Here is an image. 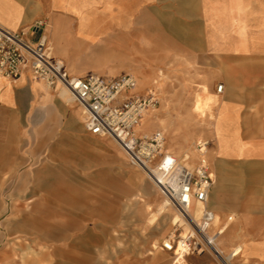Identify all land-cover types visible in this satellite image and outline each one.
Returning <instances> with one entry per match:
<instances>
[{
  "label": "rangeland",
  "instance_id": "374dc122",
  "mask_svg": "<svg viewBox=\"0 0 264 264\" xmlns=\"http://www.w3.org/2000/svg\"><path fill=\"white\" fill-rule=\"evenodd\" d=\"M49 40L53 54L64 59L78 76L99 73L114 79L125 74L141 77L139 73L147 71L150 80L138 90L153 93L157 99L155 108L147 110L153 112L147 134L164 131L166 147L172 153L170 144L174 140L183 142L191 131L195 132L194 141L212 139L214 107L200 115L193 112L192 106L198 94L216 96L219 83L208 80L209 72L214 71L196 68L188 55L167 53L150 58L116 53L112 52L116 43L110 38H77L58 44L50 37ZM155 80L164 83L163 91L153 87ZM61 89L53 92L60 96ZM66 104L70 110L79 107L74 101ZM66 119L51 116L43 124L23 126L21 140L15 144L23 162L0 170L11 177L17 169L23 178L0 181L4 206L0 229L5 232L0 243V264H173L175 255L162 250L161 245L177 229L170 225L176 210L169 207L150 224L151 213L140 210L136 195L146 198L151 194L160 198L159 202L163 196L145 171L130 164L113 138L92 135L85 124L82 128L76 123L79 132L72 127L69 137L59 134ZM84 130L96 140V147L84 148L80 138ZM111 140L114 147L109 145ZM124 168L136 170L143 177L130 183ZM52 177L54 180L48 181ZM37 182H48L52 193H46L45 187L36 190ZM63 186L68 192L65 195L60 193ZM243 262L247 260L236 261ZM188 263L220 264L209 251L190 255L185 261Z\"/></svg>",
  "mask_w": 264,
  "mask_h": 264
},
{
  "label": "crops",
  "instance_id": "0c3cea01",
  "mask_svg": "<svg viewBox=\"0 0 264 264\" xmlns=\"http://www.w3.org/2000/svg\"><path fill=\"white\" fill-rule=\"evenodd\" d=\"M42 18L57 44L110 38L112 52L188 55L196 68L214 71L208 80L223 90L216 93L208 207L226 224L217 244L256 247L262 254L247 261L264 264V0H0V23L10 29ZM53 91L30 73L14 81L0 76V170L23 162L15 146L23 126L62 116L59 134L78 133L76 123L83 128L77 109ZM80 138L84 148L96 147L85 130ZM10 176L0 173V181L23 179L17 169Z\"/></svg>",
  "mask_w": 264,
  "mask_h": 264
},
{
  "label": "built area",
  "instance_id": "2783aa9c",
  "mask_svg": "<svg viewBox=\"0 0 264 264\" xmlns=\"http://www.w3.org/2000/svg\"><path fill=\"white\" fill-rule=\"evenodd\" d=\"M48 24L42 18L13 30L0 23V76L14 81L30 73L32 79L44 81L55 90L68 88L74 102L83 109L86 130L92 135L113 138L130 164L145 171L168 206L180 213L190 229L183 236L177 228L161 245L162 250L174 252L173 264L207 251L217 259L222 257L217 241L226 224L208 207L214 185L209 163L212 141L198 140L196 163H183L167 149L164 131L146 134L138 130L143 115L156 106L155 94L141 93L132 74L114 79L99 73L73 74L64 59L53 54L45 31ZM217 90L222 92L223 85H218ZM197 206L201 208L196 214Z\"/></svg>",
  "mask_w": 264,
  "mask_h": 264
},
{
  "label": "bare ground",
  "instance_id": "6f19581e",
  "mask_svg": "<svg viewBox=\"0 0 264 264\" xmlns=\"http://www.w3.org/2000/svg\"><path fill=\"white\" fill-rule=\"evenodd\" d=\"M142 70H144V68L142 67ZM139 74H141V77L139 75L134 74V76L137 79L138 82V87H143L145 85V81L150 80V74L147 71H141ZM153 87H155L157 90H164V83L163 82H159L158 80H155L153 83ZM206 91V88H205ZM60 97L63 98L66 102H73L74 98L71 94V91L66 88L63 87L59 93ZM219 104V96L218 94H216V96L213 95H207V94H198L196 97V100L192 106V110L193 112L200 114V115H204V112L209 110L210 108L214 107V120H213V126L216 120V108ZM77 113L79 115V117H81L82 119L85 118L84 116V112L83 109L81 107L77 108ZM153 112H146V114L144 115L143 119H142V123L140 124V126L138 127V130L146 133L148 129H150L151 125H152V116ZM194 133L193 131L190 132V134H188L185 138V140L183 142L178 141V140H174V144H170L169 149L172 150L174 153H176V155L186 164H194L196 163L197 159H198V152L196 149V143L197 141H194ZM111 146L114 147V144L112 143V140L110 141ZM116 145V144H115ZM178 148V150H176ZM119 151V154H122V151L120 149H117ZM120 157V156H119ZM128 176V180L130 181V183H135L138 182L139 178L143 177V175L139 172H137L136 170H132V169H125ZM54 180V178H49L48 181H52ZM37 186V189L35 188ZM46 188V193H52V189L50 188L48 182L45 183H39L37 182L34 186V188L36 190L38 189H43ZM35 191V190H34ZM60 193H62L63 195H65L64 193H68L66 188L63 186ZM135 200H139L140 203V210L143 211L144 213H151L148 222L150 224L154 223L160 215L165 214L168 212L169 210V206L168 203L163 199L160 201V198L158 200V198L154 196H148L146 198H144L142 195H136V199ZM52 202L53 198H52ZM159 202V205H158ZM157 206V208L154 210V206ZM200 206L195 207V213H199L200 211ZM170 225L174 228L177 226V228H180L182 235L185 236L188 232H189V227L184 223V220L182 218V216L180 215V213L178 211H175L172 216H171V220H170ZM168 239V238H167ZM167 239L163 240V241H167ZM155 247H159L157 246V244L155 243ZM217 248L220 251V253L222 254V257H220L219 259H217L219 261L220 264H238L236 263L237 260H241V261H246L250 258L251 255L254 254H262L260 253V251L256 248V247H246V246H231V247H226L224 246L222 243H218L217 244ZM204 249H207V247H205ZM174 254V252H171ZM197 255H203L204 253H196ZM180 264H185L186 260H178ZM177 261V262H178ZM189 264V263H188Z\"/></svg>",
  "mask_w": 264,
  "mask_h": 264
}]
</instances>
